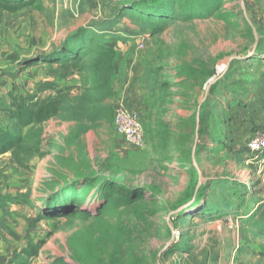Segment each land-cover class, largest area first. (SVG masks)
I'll list each match as a JSON object with an SVG mask.
<instances>
[{"label": "rangeland", "instance_id": "374dc122", "mask_svg": "<svg viewBox=\"0 0 264 264\" xmlns=\"http://www.w3.org/2000/svg\"><path fill=\"white\" fill-rule=\"evenodd\" d=\"M134 1L165 19L145 21L131 8ZM165 3L38 0L0 14V104L10 103V92L25 94L35 79L48 78L53 67L40 58L76 32L109 47L137 40L149 70L159 72L161 101L169 103L177 90L189 103L201 89L204 102L199 125L192 115L182 131L166 128L161 113L152 118L149 125L164 134L151 135L144 149L115 132L110 100L92 98L84 114L67 104L60 117L37 127L43 155L29 168H17L10 154L0 158L8 176L0 181L3 191L29 192L35 204L0 210V261L34 239L44 243L30 264H264L258 226L264 224V177L247 163L246 145L234 140L251 133L244 110L262 108L254 93L264 81V0ZM66 82L71 98L80 94L78 76ZM197 106L184 110L197 113ZM14 123L0 107V130ZM74 181L85 185L76 191L83 204L60 194ZM135 194L140 201L130 203ZM67 203L86 211L63 213Z\"/></svg>", "mask_w": 264, "mask_h": 264}, {"label": "trees", "instance_id": "16d2710c", "mask_svg": "<svg viewBox=\"0 0 264 264\" xmlns=\"http://www.w3.org/2000/svg\"><path fill=\"white\" fill-rule=\"evenodd\" d=\"M174 1L177 2L178 0H167L165 4L170 5ZM37 2L38 0H0V14L3 12H17L22 8L33 6ZM144 6L147 7V5L134 1L131 8L141 11L140 16L145 18V21L165 19L162 14L145 12L143 10ZM79 37L81 41L76 42ZM84 37L86 36H82L80 32L71 34L65 38L55 53L47 58H40L39 61L53 67L55 72L53 79L36 81L34 87L25 94L10 92V103L0 104L1 109L6 111L8 117L15 121L13 128L0 130V158L10 154L11 160L17 168H29L33 157L43 155L39 141L33 134L37 127L50 119L60 117L67 104H76L74 107L78 109L80 114H84L88 105L93 103L92 98H96L97 101H111L114 98L115 92L111 86V81L114 74L116 51L111 46L109 47L101 42L95 43L92 39ZM31 61L33 60L29 59L26 63ZM73 76H78L81 82V87L78 89L80 94L71 98V89L69 88L54 95L53 92H57L60 87L57 81L68 80ZM255 126L257 128V125ZM26 128H29L27 133L24 132ZM146 134L150 140L151 136L147 131ZM246 148H242L241 152L249 151L247 145ZM7 177L6 168L0 166V181L6 180ZM77 188L83 189L85 185L77 186V182L74 181L62 188L60 194L70 203L75 200L76 204H83L86 199L79 197L76 192ZM139 195L143 196L141 193ZM140 196L135 194L128 200L130 203H135L140 201ZM70 203L62 207V212L66 210L63 213L72 214L77 210L80 212L86 211V209ZM12 205L34 207L35 204L29 196V192L11 194L4 192L0 186V209L6 210ZM55 207L54 204H51L49 206L51 210L46 213H53L52 209H55ZM44 214L42 213L41 218L44 217ZM258 226L262 228L264 235V224H258ZM43 243V240H28L3 264H30L32 259L40 254Z\"/></svg>", "mask_w": 264, "mask_h": 264}, {"label": "crops", "instance_id": "0c3cea01", "mask_svg": "<svg viewBox=\"0 0 264 264\" xmlns=\"http://www.w3.org/2000/svg\"><path fill=\"white\" fill-rule=\"evenodd\" d=\"M139 45L140 44L137 43V40H134L133 43L130 44L121 41H116L111 44V47H113L116 51V56L114 60V74L111 81V86L115 92V96L111 100L112 104H114L115 106L123 105L131 110H136L137 112H139L144 127L152 131V134L150 133L148 134L150 136L153 135V137H160L162 134H164V131L162 129L156 128V126L154 125H149L150 121H153L151 119L158 117L160 113L162 116L165 117V124L167 126L166 128L168 129L182 131V128H184V126L190 125L191 123L190 120L192 115L194 116L193 124H195V122H197L198 124L201 120L202 104H204L203 98H201V89H198L197 93L193 92L194 93L193 101L191 100L189 103L186 102V100L182 97V95H180V92H178L177 90L173 93V95L175 96H173L172 98L169 97L170 100L169 103L161 101V89L159 87V82H158V86L156 85V78H155L157 77L155 73L156 72L159 73V72L158 70L157 71L149 70V68L147 67L146 56L143 53V50L141 51L140 48L138 47ZM54 76H55V72L54 70H52L50 71L48 78H46L45 76L44 78L42 77L41 79L43 81L47 79H53ZM39 80L40 79H35L34 81H39ZM181 80H183V78L179 79V81ZM57 82L60 84V87L57 92H53L54 95L64 91V89H69L70 87V86H64L63 83H65V80H61ZM69 82L67 80L66 83ZM175 86L168 87L167 85H165L164 89L165 88L177 89L178 87H180V86L178 87ZM258 87L260 91L255 89L256 92L254 93L255 94L254 103L262 102V108L259 109L261 107V103L253 104L249 107V109L247 108L246 110H244L242 114V117L244 119L252 121L251 122L252 130L254 125H258V126L264 125V113H263L264 81L256 88ZM161 88H162V84H161ZM211 98H215V97H211ZM211 98H210V102L212 100ZM160 104H173L174 106L179 107L178 112L175 113L173 112V109H171L170 107L166 108V106ZM185 104H198L197 106L198 112L196 113L194 108L192 114L191 113L186 114V111L184 110ZM160 107L165 108V111L163 113L158 112V109ZM231 107H234V104H231ZM233 111L235 110L230 109V112ZM252 130L251 133L247 134L249 135L247 139L243 137L245 135L242 134L241 136L237 135L234 140L241 141V143L238 142L235 143H238V145L244 144L245 146L248 139L255 132V130L253 131ZM257 130H263V129L258 128ZM16 251L9 254L6 258L0 261V264L5 263L8 260V258L11 255H13Z\"/></svg>", "mask_w": 264, "mask_h": 264}, {"label": "built area", "instance_id": "2783aa9c", "mask_svg": "<svg viewBox=\"0 0 264 264\" xmlns=\"http://www.w3.org/2000/svg\"><path fill=\"white\" fill-rule=\"evenodd\" d=\"M114 129L117 134L124 136L138 148L144 149L148 144L149 139L141 115L136 110H131L123 105L116 106ZM246 145L250 152L247 163L251 162L256 168L255 172L264 177V129L255 131ZM174 234L176 238H179L181 230L176 229Z\"/></svg>", "mask_w": 264, "mask_h": 264}]
</instances>
